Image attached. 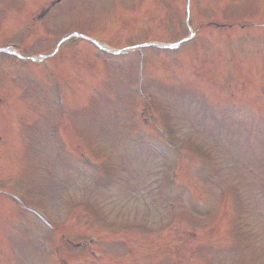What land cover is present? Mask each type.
<instances>
[{
  "label": "rangeland",
  "instance_id": "374dc122",
  "mask_svg": "<svg viewBox=\"0 0 264 264\" xmlns=\"http://www.w3.org/2000/svg\"><path fill=\"white\" fill-rule=\"evenodd\" d=\"M62 1L39 20L32 12L50 0H0V48L23 57L0 52V187L11 193L0 264L40 263L50 231L29 208L47 212L69 264L94 258L73 245L84 239L122 264H264V135L253 128L264 122V0H202L193 41L143 58L124 47L189 33L186 0ZM72 29L122 52L60 43ZM160 131L175 140L160 147L165 159L182 154L177 188L164 187L159 148L143 145L163 144ZM84 156L98 164L75 161Z\"/></svg>",
  "mask_w": 264,
  "mask_h": 264
}]
</instances>
